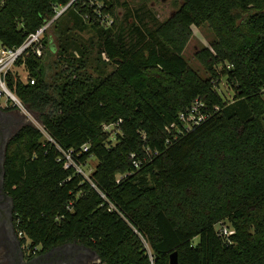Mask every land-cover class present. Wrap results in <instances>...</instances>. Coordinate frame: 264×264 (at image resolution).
Masks as SVG:
<instances>
[{
  "label": "trees",
  "instance_id": "trees-1",
  "mask_svg": "<svg viewBox=\"0 0 264 264\" xmlns=\"http://www.w3.org/2000/svg\"><path fill=\"white\" fill-rule=\"evenodd\" d=\"M118 5L128 3L0 0L6 46L49 24L42 54L29 48L16 63L30 78L12 69L9 88L63 148L82 161L98 159L93 180L115 206L63 167L38 127L23 123L4 161L18 231L42 251L70 242L89 247L100 258L91 264H170L175 250L178 264H264V0H183L156 29L136 27L129 43L112 34ZM70 8L76 24L105 26L100 53L114 70L94 76L86 60L53 40L50 31L57 33ZM204 24L216 36L197 52L206 78L183 55L192 26ZM47 49L67 65L53 83ZM223 78L232 99L218 90ZM196 98L210 117L189 127L179 114ZM118 174L126 176L117 181Z\"/></svg>",
  "mask_w": 264,
  "mask_h": 264
},
{
  "label": "rangeland",
  "instance_id": "rangeland-1",
  "mask_svg": "<svg viewBox=\"0 0 264 264\" xmlns=\"http://www.w3.org/2000/svg\"><path fill=\"white\" fill-rule=\"evenodd\" d=\"M122 2H127L128 5H118L116 8L118 26L112 31V34L122 35L126 38L127 42H133L137 39L136 27H140L143 31L146 29L154 30L159 25V23L165 22L171 15L172 12L178 10L183 2V0H121ZM94 2H92L93 4ZM101 4V3H100ZM103 4V3H102ZM61 8H59L60 10ZM98 11V9H97ZM105 20L108 17H103ZM79 20V16L76 14L73 8H70L63 14L57 21V28L64 30L62 33L55 29L51 30L53 40L55 39L59 46H64L70 55L75 58V61L79 59L86 60L88 72H91L94 76L104 75L114 70L116 64L108 59L107 55L100 53L102 50V45L104 41L105 32L103 29L104 25L100 27H95L92 24H76ZM110 21V20H109ZM108 26V25H106ZM105 27V26H104ZM193 34L187 42L183 55L185 59L189 62L190 66L197 71V73L206 78L209 76V72L204 67V64L197 57V52L202 48L210 46V44L216 39V36L209 26V24H204L201 26H192ZM43 46V41L41 40ZM54 49V47H53ZM58 51L52 52L47 49L45 54V64L49 72L50 82L59 80L56 73L61 70V67L65 68L66 61L64 64L57 62ZM68 54V56H69ZM220 68V65L218 66ZM13 69H17L20 76L24 81H27L30 76L24 65H16ZM218 90L221 91L228 99H232L233 90L227 84L225 78L222 79L221 83L217 86ZM4 105L6 103V97L1 100ZM12 106V104H9ZM14 107V106H13ZM10 113L13 114L15 120L19 123L17 127L13 129L12 133L20 127L23 123H33L28 119L17 107L10 109ZM34 115V114H33ZM35 117V116H34ZM113 126L110 127V129ZM10 139V138H9ZM98 159L95 156H91L88 159V164L91 167H95ZM198 240V238H196ZM27 242H31L30 239L26 238ZM93 260V259H92ZM96 261V259L94 260Z\"/></svg>",
  "mask_w": 264,
  "mask_h": 264
},
{
  "label": "built area",
  "instance_id": "built-area-1",
  "mask_svg": "<svg viewBox=\"0 0 264 264\" xmlns=\"http://www.w3.org/2000/svg\"><path fill=\"white\" fill-rule=\"evenodd\" d=\"M49 24L44 25L39 28L35 33H32L28 38L18 46H6L0 41V100L6 97V106L10 103L12 106L17 107L28 119H30L36 127H38L45 135V137L52 143L56 145L59 150V155L57 160L63 163V167L66 169H74V171L83 177L84 181L89 182L93 188H95L101 195V197L108 201L110 204V209H114L115 206L110 202L108 196L97 186L96 182L93 180L92 174L94 168L89 166L88 160L82 161L78 158L79 152L74 149H65L49 134L45 127L34 117L28 106L22 101V99L9 88L7 83V74L12 70L20 57L24 52L32 48L40 56L42 54V33L48 27ZM35 79L33 78L31 82L33 83ZM210 117L208 108L206 104L200 99L196 98L191 106L185 111L180 112L179 119L187 126H196L201 124L207 118ZM111 125H106L109 128ZM89 149V144L83 145V150L87 151ZM135 165L138 166V162L134 161ZM126 174H118L117 181H120L122 177ZM21 233H23L21 231Z\"/></svg>",
  "mask_w": 264,
  "mask_h": 264
},
{
  "label": "flooded vegetation",
  "instance_id": "flooded-vegetation-1",
  "mask_svg": "<svg viewBox=\"0 0 264 264\" xmlns=\"http://www.w3.org/2000/svg\"><path fill=\"white\" fill-rule=\"evenodd\" d=\"M9 115L14 118L12 113ZM16 127V124H11L3 133L4 135L1 128L0 140L11 134ZM2 177L0 168V264L94 263L92 256L82 252L81 245L76 242L65 243L48 251H42L40 246H33L31 242H27L26 236L16 227L12 197L4 187Z\"/></svg>",
  "mask_w": 264,
  "mask_h": 264
},
{
  "label": "water",
  "instance_id": "water-1",
  "mask_svg": "<svg viewBox=\"0 0 264 264\" xmlns=\"http://www.w3.org/2000/svg\"><path fill=\"white\" fill-rule=\"evenodd\" d=\"M68 6V5H67ZM65 6L60 12L59 14L67 7ZM19 122H16L14 118L10 117L9 113H6L5 111H3L0 108V129L2 128V134L6 131V129L11 125V124H18ZM4 135V134H3ZM13 135V133L7 135L4 139L2 138L0 140V156H1V161H0V168L3 174L2 179L4 180V172H5V168H4V161H5V154H6V146L7 143L9 141V138H11V136ZM13 201V200H12ZM67 244V243H66ZM81 251L87 253L88 255L92 256L93 262H99L100 258L98 256V254L91 248L86 247L84 245H81ZM96 259V261H94ZM170 264H178V253L177 251H173L170 254Z\"/></svg>",
  "mask_w": 264,
  "mask_h": 264
},
{
  "label": "crops",
  "instance_id": "crops-1",
  "mask_svg": "<svg viewBox=\"0 0 264 264\" xmlns=\"http://www.w3.org/2000/svg\"><path fill=\"white\" fill-rule=\"evenodd\" d=\"M6 106V103L3 105L2 103H1V100H0V108L3 110V107H5ZM3 111H5V110H3ZM6 113H10L9 111H5Z\"/></svg>",
  "mask_w": 264,
  "mask_h": 264
}]
</instances>
